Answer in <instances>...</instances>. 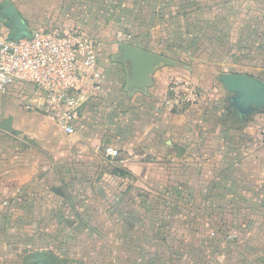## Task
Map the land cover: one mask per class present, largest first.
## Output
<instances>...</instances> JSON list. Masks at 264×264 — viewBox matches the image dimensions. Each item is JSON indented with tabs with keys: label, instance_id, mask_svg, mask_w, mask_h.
Listing matches in <instances>:
<instances>
[{
	"label": "crops",
	"instance_id": "crops-1",
	"mask_svg": "<svg viewBox=\"0 0 264 264\" xmlns=\"http://www.w3.org/2000/svg\"><path fill=\"white\" fill-rule=\"evenodd\" d=\"M249 6L239 31L228 13ZM148 13L141 33L96 36L102 88L74 132L24 107L42 101L34 85L14 84L20 103L0 95V264L86 262L101 233L96 263L264 264V106L241 107L221 81H264V0H156ZM124 43L167 61L138 85ZM176 78L204 94L179 113L165 108ZM104 142L119 156H102Z\"/></svg>",
	"mask_w": 264,
	"mask_h": 264
},
{
	"label": "built area",
	"instance_id": "built-area-1",
	"mask_svg": "<svg viewBox=\"0 0 264 264\" xmlns=\"http://www.w3.org/2000/svg\"><path fill=\"white\" fill-rule=\"evenodd\" d=\"M100 45L99 38L81 29L37 28L28 36L13 38L8 26L0 22V94L16 83L34 85L42 101L27 102L24 107L53 120L65 133H72L84 105L102 88ZM203 95L188 79L176 78L165 108L179 113L185 106L198 103ZM101 150L106 158L119 156L110 144Z\"/></svg>",
	"mask_w": 264,
	"mask_h": 264
},
{
	"label": "rangeland",
	"instance_id": "rangeland-1",
	"mask_svg": "<svg viewBox=\"0 0 264 264\" xmlns=\"http://www.w3.org/2000/svg\"><path fill=\"white\" fill-rule=\"evenodd\" d=\"M139 1L140 0H0V4L4 5L3 12L1 14L9 17L8 23L2 21L0 22L7 26L10 25L14 27L13 32L11 34V37L13 38L22 37L24 34V32L21 29H19L16 25L17 24L16 16L18 14L25 20L27 26L28 25L30 26L31 23V25L35 26V28L37 27L44 28L49 26L63 28L64 30H75L78 28L86 31L92 36H98L100 38H103L104 40L112 44V38H115V36L119 32L133 33L136 35L137 33H141V31L143 30V29L141 30V28L144 27L145 29L149 27L147 25L148 24L147 21L144 22V20L147 16L149 17L148 12L152 10V6L156 4V0H142L144 3ZM123 4L134 5L133 11L129 13L124 12L121 9ZM141 8H143L144 10H141ZM235 8L236 7H234V9ZM244 8H245V12L241 11L239 14H233L230 11L227 16L228 20L229 19L233 20L234 28H237L239 31L243 24V20L245 21L251 20V18L253 17V12H252L253 7L249 6ZM238 19H241V22L239 20V23H237ZM123 21H126V23H121ZM246 24H249L251 28L252 23H246ZM28 30L31 33L33 29L27 28V31ZM221 57L222 60L226 62L225 54H222ZM225 66L226 68L228 67L226 64ZM22 87L23 86L19 84L16 86L15 85L11 86L6 92L0 95L3 97H7L6 99L10 101L14 99L15 101L19 102V99L23 95ZM24 87L26 88L25 91L30 89V85L28 84H26ZM109 143L110 142H104L103 144H109ZM100 152L103 156L102 151ZM109 167H111V165L104 163L103 160L98 164V168L104 170H108ZM43 190H44V186H43ZM46 191H48V188L46 189ZM91 191L94 192L95 188H93ZM72 201H74L73 203H76L75 199H73ZM38 203L39 201L37 202V204ZM72 212H74L73 209L70 210V213ZM69 218L75 220V218L73 217H69ZM63 231L70 234H74V236H70L68 234L69 244H73L71 243L72 242L71 240L73 239V237L77 235V232L75 230L71 231L67 229V226L63 227ZM92 234L93 233L91 232L87 234L88 235L87 237H89L88 238L89 241H91L90 240L91 237L94 236ZM101 235L102 236H98V234H95V237L97 236L100 238V240H102L104 236H106L105 233H101ZM99 238H96L95 240L96 242H94V244L96 245L94 246L91 245V247L89 248V252L86 251V253H84L86 255V262H77L78 259L76 260L74 259L75 262L69 264H111L108 261H102L100 263H96L94 258L89 259L90 256L88 255L93 254V250L95 252H98L97 254L99 256L102 255L100 257H103L104 254L109 251L108 246L100 247L99 245H97L99 243ZM65 242L63 245H66L67 242L66 243ZM85 243L86 241L83 242V245ZM64 252L65 253L63 254L67 253L70 256L72 255L75 256L78 253L75 252V247L73 246L66 247ZM188 253L190 254V248L186 247V251L184 252L185 255L184 257L186 258L185 260L188 259ZM54 264H58V263H54ZM118 264H126V263H118Z\"/></svg>",
	"mask_w": 264,
	"mask_h": 264
},
{
	"label": "water",
	"instance_id": "water-1",
	"mask_svg": "<svg viewBox=\"0 0 264 264\" xmlns=\"http://www.w3.org/2000/svg\"><path fill=\"white\" fill-rule=\"evenodd\" d=\"M0 21L8 23L9 18L0 17ZM16 22L17 27L25 35L28 28L25 20L17 14ZM8 28L13 32L14 27L8 25ZM120 47L123 50V57L125 59H131L134 62V80L138 85L146 81L147 73L154 64L167 61L158 54L130 44L124 43ZM221 81L228 91L237 94L235 101L239 102L241 107L247 106L248 104L256 107L264 106L263 80L248 74L224 73L221 75Z\"/></svg>",
	"mask_w": 264,
	"mask_h": 264
},
{
	"label": "flooded vegetation",
	"instance_id": "flooded-vegetation-1",
	"mask_svg": "<svg viewBox=\"0 0 264 264\" xmlns=\"http://www.w3.org/2000/svg\"><path fill=\"white\" fill-rule=\"evenodd\" d=\"M2 7L4 8V5L3 4L0 5V17H4L6 19L9 18V17L4 16V15L1 14L3 12V9L1 10Z\"/></svg>",
	"mask_w": 264,
	"mask_h": 264
},
{
	"label": "trees",
	"instance_id": "trees-1",
	"mask_svg": "<svg viewBox=\"0 0 264 264\" xmlns=\"http://www.w3.org/2000/svg\"><path fill=\"white\" fill-rule=\"evenodd\" d=\"M11 34H12V32H11ZM29 34H30V32L27 31L26 34H25V36H28Z\"/></svg>",
	"mask_w": 264,
	"mask_h": 264
}]
</instances>
